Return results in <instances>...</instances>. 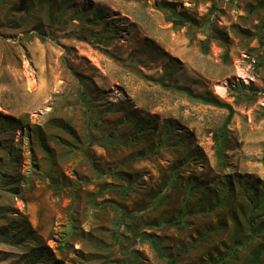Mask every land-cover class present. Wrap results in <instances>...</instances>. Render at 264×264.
Returning <instances> with one entry per match:
<instances>
[{
  "label": "rangeland",
  "instance_id": "obj_1",
  "mask_svg": "<svg viewBox=\"0 0 264 264\" xmlns=\"http://www.w3.org/2000/svg\"><path fill=\"white\" fill-rule=\"evenodd\" d=\"M258 254L264 0H0V264Z\"/></svg>",
  "mask_w": 264,
  "mask_h": 264
},
{
  "label": "trees",
  "instance_id": "obj_2",
  "mask_svg": "<svg viewBox=\"0 0 264 264\" xmlns=\"http://www.w3.org/2000/svg\"><path fill=\"white\" fill-rule=\"evenodd\" d=\"M170 13H171V17H177L178 20H174L172 21V25L174 28H177V27H180V26H184V24H186V20L185 19H182L181 17H179L178 15H176L172 10H169ZM208 51V47L206 44L202 45V52L205 54L207 53ZM187 95H190L189 93H187ZM200 100V102L202 104H205V105H211V106H214V107H222L224 109H226L228 111V117L221 129V133L222 135H225V132H226V127L228 125V123L230 122L231 120V117L233 115V111L232 109L229 107V106H220L218 103L212 101V100H206V99H203V98H198ZM219 157L220 159L223 158L222 155H220L219 153ZM134 215H137V213H135ZM126 217H131L129 216L128 214H125ZM132 218V217H131ZM177 224H179V222H177ZM141 240L142 241H147L149 242L152 246H153V249L156 250V253H158L160 256H163L164 255V252L158 247V243L155 239H151V238H147L145 237L144 235L141 236ZM262 257V254H258L253 260H252V263L251 264H259V261ZM169 264H175L173 260H170L169 261Z\"/></svg>",
  "mask_w": 264,
  "mask_h": 264
}]
</instances>
